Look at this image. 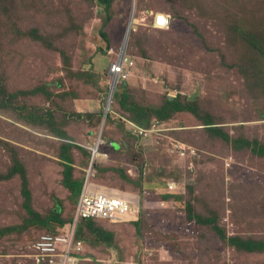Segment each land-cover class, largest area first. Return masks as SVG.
<instances>
[{"label":"rangeland","instance_id":"rangeland-1","mask_svg":"<svg viewBox=\"0 0 264 264\" xmlns=\"http://www.w3.org/2000/svg\"><path fill=\"white\" fill-rule=\"evenodd\" d=\"M157 12L172 15L171 30L154 28ZM101 50L105 58L125 51L133 57L131 101L151 110L179 98L197 103L204 119L185 111L163 122L150 111L148 129L161 125L145 137L143 179L159 182L156 169H173L186 187L168 209L152 203L148 210L131 178L142 171L128 153L137 140L121 121L122 86L110 106L116 117L107 111L113 78L105 90L110 59L102 67ZM208 119L233 140L264 147V0H115L110 12L99 0H0V230L7 233L0 237V264H35L34 241L51 223L53 233L68 234L91 185L129 195L139 221L98 222L96 228L114 233L113 246L100 243L105 237L83 222L80 259H92L91 252L96 264H264V252L229 243L233 237L264 242V157L213 136L204 125ZM135 121L128 124L139 125ZM110 127L125 132L126 152L118 151L120 139L109 137ZM98 137L109 142L114 165L95 162L91 170L87 150H97ZM177 142L186 146L185 155L174 152ZM22 169L37 215L23 238L8 230L32 218L23 208ZM190 203L209 225L189 221Z\"/></svg>","mask_w":264,"mask_h":264},{"label":"trees","instance_id":"trees-1","mask_svg":"<svg viewBox=\"0 0 264 264\" xmlns=\"http://www.w3.org/2000/svg\"><path fill=\"white\" fill-rule=\"evenodd\" d=\"M99 1H100V3L105 5L106 10L108 12H110V10L113 7V3L115 0H99ZM170 16L172 18V15H170ZM108 18H109L108 21H110L112 19L111 17H108ZM172 23H173V18H172ZM171 29H172V24H171L170 28H168L167 30H162V29H158V30H161V32H166V31L171 30ZM102 37H104L108 43H111V40H110L109 36L107 35V33L102 32ZM119 43H120V40L118 41L117 44H119ZM117 46H116V48H117ZM102 51L103 50H101L99 58H98V61L101 62L102 67L104 65L103 60L105 61V60L110 59V61L108 62L107 69H106V70H108V72L105 74V76H107L108 78L107 79L104 78V83H105V85L107 84V87L105 88V90H106V89L110 88V82L112 81V76L109 75V69H110L111 64L117 60V56L115 55V53L114 54L109 53L108 57L105 58V55ZM129 56H130V58H133L131 56V54ZM112 58H114V59H112ZM132 78H133V76L129 77L127 80L121 81L122 83L120 82L118 84V86H122L121 90L124 88V91H122V98L125 99V101L121 103V106H122L123 111H125L126 113L121 112L122 113L121 115H123L121 121L124 123L126 130H127V133L130 134L129 136H131L132 139L137 140L134 143L132 142L133 143V147H132L133 149L128 153L131 156L132 165L137 166L138 170H140V171H141V169H139V166L142 168V171L139 172L140 177L137 176L138 178H136V177L131 176V178H132V180L135 179V181L138 182V185L140 187V193L145 195L146 198L144 201L146 203V207L148 210H150V206L152 203L159 204V205L162 204L163 207L168 209L167 208L168 207L167 202L174 200L176 198H180L181 196L185 195L186 194V187H184L183 184H180L179 181L176 179L177 177L173 175L174 174L173 169H171L169 171H167L166 169H163V168L156 169L154 174L162 177V179L159 182H150V181L148 182L147 180L145 181L143 179V176L145 177V175H148L147 171H148V164L149 163H147V161H146L145 152L143 149V146H145L143 144H145L147 142V140L145 138L143 139L142 137L137 135L134 132L133 127L130 126L128 123L136 120L135 122H137L139 125H141V126L147 125V126H142V127L148 128V126L151 124L149 122V117H148L150 115V111H152L154 113V115L160 121H163V122L169 121L170 119H172L175 116V114L180 113V112H185V111H189L190 113L196 115L200 119H202V118L200 117L199 108L197 106V103L188 101L187 103L184 104L179 98H176L174 100H168L164 105H162L160 108H157V109L153 108L150 110L151 107L144 108V107L138 105L136 102L131 101L133 99V97L129 93L128 85H130L129 82L132 81ZM126 101H130L131 103L128 104ZM110 112H111L110 115H113L116 117V113L114 111L110 110ZM130 114L134 115L133 119H132V116ZM129 120H131V121H129ZM202 120H204V119H202ZM36 123L37 124H43L44 119L42 117H40V118L38 117ZM204 123H205L204 125H207V129H209V131L212 133L213 136L223 138L228 143H233L234 147H236L237 149L248 148V149L252 150V152L254 154L264 157V147L261 146V143L259 141H257V140L256 141L233 140L232 137L222 129V127H219V126L213 127L214 123H212L211 120H209V119L205 120ZM108 131L111 133V135H113V136L109 135V137H111V139L112 138L113 139H115V138L120 139V145L122 147L118 151H120L122 153L126 152V148H128L129 145H127L128 141H126L125 144L123 142L124 141L123 139H125V137H126L125 132L121 131L119 128L116 129L113 127H110V130H108ZM108 145L109 144H107L106 148H108ZM173 147H174V145H173ZM173 150H175V148H173ZM87 151H89L90 154L93 155L91 148H89V150H87ZM103 151H104V149H103ZM174 152H177V151L175 150ZM109 153H110V151H109ZM132 153L134 155L133 159H132ZM134 159H135V163H134ZM100 161H101V163H99L98 166L103 167L102 162L104 163V161H102V160H97L96 164ZM107 164L109 165V167H111V166L113 167V165H114V161L111 158V154H110V159L108 160ZM106 166L107 165H105L103 168L107 169ZM73 169L74 168H72L70 166L69 176L67 177V181H68V184L70 185V187H72L74 184L73 183V176H74ZM149 171L151 173L150 169H149ZM128 172H129V170H128ZM20 173L22 175L21 194L23 195V198H24L23 208L25 209L26 212H28L27 214L32 215V218L25 219L24 222L20 226H17V227L14 226L12 228H9L8 230L10 232H12V234H14L13 236L16 235L17 237L23 238L24 232H26V230H28L27 227L32 225V222L34 219H36L37 215H35L36 211L33 208H31V206H30V203L32 201V195H31V192L29 190V184H28L27 178L25 176L26 173L23 169L20 171ZM166 178H168V179H166ZM175 181L177 182L178 187L172 188L170 184L172 182H175ZM127 183H129V182H127ZM133 189L135 190L136 187L134 186ZM120 195L122 197H125V194H120ZM153 195L155 196L153 198H157L155 202L149 200L150 197ZM165 195H168V196H165ZM147 198H149V199H147ZM193 207L194 206L191 203L188 204V206H187L189 221H192V223L195 222L197 224H204L202 217L196 214V211ZM58 210H61V208ZM54 212H56V214H60V213H58L59 211L57 212V210H55ZM61 214H62V212H61ZM178 215L180 216V211L178 212ZM38 219H40V218H38ZM101 221L102 220H94V219L91 220L90 219V220H86L84 222L86 223V226L88 228H90V227L94 228V231L92 230L93 232H98L99 236L105 237L104 239H100V241H99L100 243H107V244L113 246L114 239H115L114 233L106 231L105 228H103L101 226L96 228L98 226V222H101ZM104 221H110L113 223H115V222H122L123 223L124 222L123 220H120V219L104 220ZM138 221L139 220H132L131 223L137 224ZM209 224H210V221L206 220L204 226H207ZM54 225H55L54 223L49 224V228H50L49 230L50 231L46 230L42 234H48L49 232L53 233V231L57 227L56 225L55 226ZM69 225H72V222H70ZM58 233H59V231H58ZM84 233H85L84 226H82L81 229L79 228V234L78 235H80L82 237V239L85 241ZM4 234H7V233L5 231L0 230V237H4L3 236ZM229 243H230V245L236 246L237 248L244 250V251H247V252H257V251L264 252V242L256 241L253 239H245L242 237H233V238H230ZM112 249H114V248H112ZM116 250L120 251V248L117 247ZM124 253L125 252L123 251V254ZM87 255H89L90 257L91 256H93V257H92V259L85 258V259H89V262L84 261L82 264H94V263L96 264V262L94 261L95 260L94 255L91 252H88ZM113 256L116 257V255L112 254V257ZM120 256H123V255L120 254ZM121 264H123V263H121Z\"/></svg>","mask_w":264,"mask_h":264},{"label":"built area","instance_id":"built-area-1","mask_svg":"<svg viewBox=\"0 0 264 264\" xmlns=\"http://www.w3.org/2000/svg\"><path fill=\"white\" fill-rule=\"evenodd\" d=\"M170 25L171 20L169 22V28ZM134 65L135 62L133 59L127 58L126 55H121L111 64L109 75L112 76L113 81L118 80L120 83L131 76V70ZM160 125V122H156L151 129L135 126V133L140 137L145 138L150 135V130H157ZM155 132L156 131L153 133ZM106 143L107 142L104 139L101 137L99 138L97 150L93 151V162L97 160V154L100 152L101 146ZM175 147L180 154H186V149L183 144L176 143ZM102 156L103 159L110 158L108 152L102 153ZM93 167L94 164L91 170H94ZM91 170L89 172L90 176L93 174V171ZM170 185L172 188L176 187L175 183H171ZM134 215H136L134 204L129 198H124L119 195H108L101 191L98 192L95 190V187L91 185L90 187H87L79 199L74 224L68 234H41L34 241L33 257L36 259V264H82L86 259L78 258L76 254H83L85 251L84 242L77 238V227L83 220H130Z\"/></svg>","mask_w":264,"mask_h":264},{"label":"clouds","instance_id":"clouds-1","mask_svg":"<svg viewBox=\"0 0 264 264\" xmlns=\"http://www.w3.org/2000/svg\"><path fill=\"white\" fill-rule=\"evenodd\" d=\"M165 15H167V16H165ZM133 19V18H132ZM170 20H171V24H172V18H171V16L169 15V14H167V13H165V12H157V13H155L154 14V16H153V21H152V24H153V26H154V28H156V29H162V30H167L168 28H169V22H170ZM129 24H131V26H132V28H131V30L132 29H134L133 28V23H131V21H130V23ZM171 26V25H170ZM130 33H131V31H130ZM124 54V55H123ZM127 56V58H130V56H129V54L127 53V52H124V53H122V56ZM131 59H133V58H131ZM118 84H119V82H118ZM117 84V85H118ZM135 126H138V127H142V126H140V125H134L133 126V129H134V132H135ZM145 128V127H144ZM98 138H100V137H98ZM97 138V139H98ZM102 138V137H101ZM102 139H104V138H102ZM105 140V139H104ZM106 141V140H105ZM107 143L105 144V145H102L101 146V148H100V152H102L101 150L102 149H104V150H106V152H108L109 153V147H110V144H109V142L108 141H106ZM177 143H181V142H177ZM107 144H109L108 145V148H106V146H107ZM182 144V143H181ZM175 145H176V143L174 144V148H175V150L177 151V149H176V147H175ZM184 145V144H183ZM185 146V145H184ZM185 149H186V153H187V148H186V146H185ZM92 150V149H91ZM92 152H93V150H92ZM179 154H180V152L179 151H177ZM181 155V154H180ZM93 156H94V153H93ZM109 156H110V153H109ZM94 158V157H93ZM96 159V158H95ZM110 159V158H109ZM108 159V160H109ZM97 160H102V161H104L105 163H108V160H106V159H103V158H98L97 157ZM97 160H95V162H97ZM95 162H93V164H95ZM94 168V167H93ZM172 183H175L176 184V187H178V185H177V183L176 182H172ZM175 187V188H176ZM95 190L96 191H100L101 189H98V188H95ZM108 191V190H107ZM106 190H101V192H105V193H107L108 195H119V196H121L120 194H116V193H108ZM81 197V196H80ZM122 197V196H121ZM124 198H129V195H126L125 194V197ZM80 199V198H79ZM138 201H139V199H138ZM132 202V201H131ZM135 205V204H134ZM138 213H140V210L138 209V212L136 213V215H134V216H132V218L130 219V220H128V222H131L132 220H138ZM86 220H90V219H85V220H83L80 224H82L84 221H86ZM91 220H93V219H91ZM94 220H99V219H94ZM127 219H125V220H123L124 222L126 221ZM73 224H74V221L72 222V225H70V230L72 229V226H73ZM80 224L78 225V227H77V238L79 237V228H80ZM70 232V231H69ZM59 233H63L62 231H60ZM78 239H80V240H82L83 242H84V245H85V247H86V243H85V241L83 240V239H81V238H78Z\"/></svg>","mask_w":264,"mask_h":264},{"label":"water","instance_id":"water-1","mask_svg":"<svg viewBox=\"0 0 264 264\" xmlns=\"http://www.w3.org/2000/svg\"><path fill=\"white\" fill-rule=\"evenodd\" d=\"M131 28H132V26H131V24H130V31H131ZM129 36H130V32L127 34V39H129ZM127 43H128V40H126V42H125L123 48H126ZM125 52H126V51H125ZM123 55H124V54H123ZM117 84H118V80H114V81H113V84H112L111 93H110L109 103H108V106H107V111L110 110V106H111L112 101H113V97H114V94H115V88H116Z\"/></svg>","mask_w":264,"mask_h":264},{"label":"bare ground","instance_id":"bare-ground-1","mask_svg":"<svg viewBox=\"0 0 264 264\" xmlns=\"http://www.w3.org/2000/svg\"><path fill=\"white\" fill-rule=\"evenodd\" d=\"M131 23H133V25H134V18L133 19H131ZM130 32V25H129V30H128V33ZM130 37V36H129ZM127 40H129V39H127ZM138 208L139 207H137V206H134V210L136 211V213L138 212ZM128 220V219H127ZM83 253H85V251L83 252ZM87 260V259H86ZM86 262V261H85Z\"/></svg>","mask_w":264,"mask_h":264},{"label":"crops","instance_id":"crops-1","mask_svg":"<svg viewBox=\"0 0 264 264\" xmlns=\"http://www.w3.org/2000/svg\"><path fill=\"white\" fill-rule=\"evenodd\" d=\"M40 236V235H39ZM32 253L34 254L33 246H32ZM34 258V257H33ZM35 259V258H34ZM35 264H36V259H35Z\"/></svg>","mask_w":264,"mask_h":264}]
</instances>
